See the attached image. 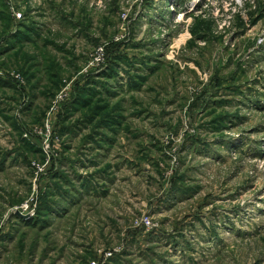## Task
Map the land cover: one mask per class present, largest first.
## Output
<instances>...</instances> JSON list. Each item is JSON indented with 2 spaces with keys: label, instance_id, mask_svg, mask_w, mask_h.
I'll use <instances>...</instances> for the list:
<instances>
[{
  "label": "rangeland",
  "instance_id": "rangeland-1",
  "mask_svg": "<svg viewBox=\"0 0 264 264\" xmlns=\"http://www.w3.org/2000/svg\"><path fill=\"white\" fill-rule=\"evenodd\" d=\"M92 261L264 264V0H0V264Z\"/></svg>",
  "mask_w": 264,
  "mask_h": 264
},
{
  "label": "built area",
  "instance_id": "built-area-1",
  "mask_svg": "<svg viewBox=\"0 0 264 264\" xmlns=\"http://www.w3.org/2000/svg\"><path fill=\"white\" fill-rule=\"evenodd\" d=\"M8 1H11V0H8ZM172 6H173V5L170 6V9H171L172 12H173V11H175V9H173ZM46 128H47V127H46ZM47 133L49 134L48 129H47V131H46V136H45V137H42V139H43V143H44V144L46 143V140H48V138H49V135H47ZM147 224H149V223L147 222ZM113 254H114L113 251H107V252H104V253H103V257H104V259H107V258H109V257H112ZM108 256H109V257H108ZM91 264H98V263L92 261Z\"/></svg>",
  "mask_w": 264,
  "mask_h": 264
},
{
  "label": "water",
  "instance_id": "water-1",
  "mask_svg": "<svg viewBox=\"0 0 264 264\" xmlns=\"http://www.w3.org/2000/svg\"><path fill=\"white\" fill-rule=\"evenodd\" d=\"M16 214L21 215L19 212H16ZM22 216V215H21ZM24 218H27L28 215H23Z\"/></svg>",
  "mask_w": 264,
  "mask_h": 264
}]
</instances>
